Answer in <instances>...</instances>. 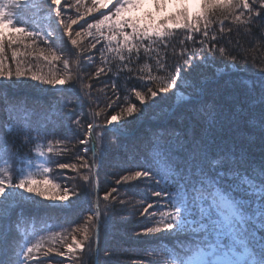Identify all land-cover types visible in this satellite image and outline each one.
Listing matches in <instances>:
<instances>
[{
  "label": "snow or ice",
  "instance_id": "obj_1",
  "mask_svg": "<svg viewBox=\"0 0 264 264\" xmlns=\"http://www.w3.org/2000/svg\"><path fill=\"white\" fill-rule=\"evenodd\" d=\"M67 2L64 0V3ZM98 2L92 0L86 12L78 11L74 17L69 15L65 18L62 0H0V92L4 93L0 95V132L6 136L4 151L9 156L13 153L7 147V136L13 131V121L16 122L15 131L27 136L29 142H34L31 135L33 132L37 137L40 136V130L32 126L26 111H18L19 105L7 95L6 90L13 84H23L22 78L29 75L32 81L53 87L63 86L72 79L68 59L63 60L68 75L64 78H48L37 74L29 66L31 62L26 64L21 58L31 56L32 52L27 50L43 41L47 45V52L41 50L39 56L46 61L50 56L49 62L60 59L64 52L62 49L54 51L53 31L62 29L63 35L76 46L78 41L73 33L75 37H80L81 32L75 31L73 25L87 13L96 11ZM172 2L153 0L157 6H166ZM175 2L187 4L188 0ZM143 3L145 0H116L114 12L104 14L102 19L97 17L94 23L89 22L86 31L93 36L90 48L96 49L97 44H101L97 51L103 57L104 46L107 45V51H116L120 60L127 58L131 63L133 53H137L135 58H138L141 48L150 52L153 45L165 49L175 47L174 32L183 29L184 38L178 41L183 49L180 59L172 65L157 60L158 71L164 75L149 74L148 82L139 86L141 90H135V96L141 103L146 96H150L153 100L151 107H155L159 103L158 97L164 100L169 92L173 96L183 95L176 90L188 88L190 91L183 97L185 103L180 107L189 108L196 123L184 135L161 125L160 131L154 132L148 139L142 157L133 156L132 160L115 161L114 166L120 169L116 184L132 183L135 189H141L144 193V202L134 213L142 217L143 224L136 235L154 237L156 241L171 239L176 242L174 252L166 248L159 249L165 257L164 264H264V68L260 70L261 75L255 88L250 89L243 100L235 101L227 109L204 103L206 78L203 75L199 80L190 79L198 69L210 66L217 52L223 59L233 61V64L224 65V69L234 67L236 56L221 45L223 37L221 35L218 38L212 25L219 19V33L223 34L226 30L231 31V28L226 29L224 21L234 18L235 22L249 27L259 24L260 29L264 30V0H199L200 12L195 15L190 8L184 7L158 23L144 26H139L132 19H119L122 13L136 9L137 5ZM82 4L83 0H75L77 8ZM73 6L68 4V7ZM27 12L34 15L30 17ZM36 17L44 18L46 29ZM114 18H117L115 23ZM6 30H10L8 35L5 34ZM261 38L264 39V35ZM21 46L26 51H21ZM8 51L11 52L15 71L6 67ZM68 55H75L78 62L81 59L79 52L69 51ZM76 79L79 80L78 73ZM153 84L156 85L155 89ZM112 87L115 90L117 85L113 83ZM145 89L146 94H142ZM57 91L63 92L65 89L58 87ZM67 107L71 108V104ZM147 110V107H129L127 113L129 116L134 112L143 115ZM99 114L93 113V119L86 127L80 119L74 120L76 131L73 136L84 146L80 149V153L84 154L77 153L76 156L81 161L79 166L53 158L60 154L55 151L56 145L64 143L67 137L48 139L45 133L49 155L42 164L38 162L37 171L42 168L41 175H44L52 167L72 171L86 169L91 175L85 174L81 178L92 187L90 182L99 175L95 171L96 165L103 167V160L107 156V148L102 144L104 136L110 133L114 139L119 140L125 136L128 124L131 123L130 120L117 122V115H111L101 124L95 120ZM175 115V108L168 107L161 119L167 120ZM66 118L70 121L73 119L71 116ZM241 125H245V128L242 129ZM196 127L199 128L198 133ZM256 140L261 150L258 163L250 157V148ZM89 152L92 154L91 164L86 158ZM36 155L43 159L46 154L38 149ZM125 164L128 166H123ZM137 181L139 184L135 183ZM49 184L54 188L59 187L46 175L38 179L32 171L25 173L20 170L18 174L0 171V238L3 244L11 246L10 237H13L19 218L24 216L25 203L39 204L34 197L59 201L69 199L70 189L67 186L59 196H49V189L44 187ZM72 193L75 194V189H72ZM114 193H118L117 187H112L101 197L99 188H96V207L88 209L87 217L88 221H96L94 241L89 230L83 229L82 242H77L73 236V243L66 250L55 249L57 256L66 258L59 264H71L76 250L82 253L85 245L89 249L92 248V242L98 245L101 227L108 230L111 226L109 213L115 209L117 202L125 204L124 199H117ZM101 200L104 202L103 209L100 208ZM49 206L65 208L69 205L53 203ZM73 231L80 229L74 228ZM41 247L39 242L33 243L27 238L18 242L8 264H48L36 255ZM53 250L47 249L43 256L47 257ZM150 251L156 252L157 249ZM96 254L99 255L98 251Z\"/></svg>",
  "mask_w": 264,
  "mask_h": 264
},
{
  "label": "trees",
  "instance_id": "obj_2",
  "mask_svg": "<svg viewBox=\"0 0 264 264\" xmlns=\"http://www.w3.org/2000/svg\"><path fill=\"white\" fill-rule=\"evenodd\" d=\"M251 2V0H250ZM63 4L65 18L67 16H75L77 12H86L88 7H91L92 0H83V4L77 8L75 0H68ZM68 4L74 5L68 7ZM116 0H108L103 6H97V10L87 13L83 19L79 20L76 25H73L75 31H80L81 36L75 37L78 44L73 46L64 36L62 29L54 30L52 39L55 41V50L62 49L64 55L56 60H44L39 56V52L44 50L47 52V45L43 41L33 45L27 51L32 52L31 56L22 57L27 64L29 61L30 67L37 74H42L45 77L64 78L68 72L63 67V60L68 59L71 69L72 79L66 82L62 88L63 92L52 89V85H40L37 81H32L30 75L22 78L23 84H13L12 87L6 90L15 103L19 105L18 111L27 112L29 120L34 128L38 127L40 136L33 132L32 138L34 142H29L27 136L21 135L15 131L16 122H12V133L7 136V147L11 149L13 155L9 156L4 151L6 136L0 132V171L19 173L23 170L25 173L35 172L38 179H43L46 175L53 180L54 184H58V188H54L52 184L45 185L49 189V196L57 197L61 194L65 186L70 189V198L68 207L54 208L50 207L49 199L43 197H34L39 201V204L25 203L24 216L19 218L16 226L11 246L3 244L0 238V264L9 261V258L14 256V249L18 242L24 239H30L33 243L39 242L42 247L36 255L40 259H44L48 264H59L62 259L56 255L55 249L62 250L68 244L73 236L78 242L83 241V229L87 228L94 241V226L95 220L88 221V209L94 207V182L91 181L92 187L83 181L81 178L87 172L86 169L78 168V171L70 169H60L52 167L47 174L41 175L42 168L37 171V164L43 163L48 157L47 139L44 134L47 133L48 139L55 137L56 139H68L59 145H56L55 151L59 152L58 156H54L61 162L75 163L78 166L81 161L76 158L77 153L83 147L77 142V137L73 136L76 131L74 120L80 119L84 126L93 119V113H100L95 117L96 122L103 124L111 115H117L118 122L130 120L125 136L119 140L114 139L109 133L104 136L102 144L107 148V156L103 160V167L97 164L96 176L99 194L102 197L105 192L110 191L112 187L118 188V193L113 196L123 198L124 205L116 203L115 209L109 213L111 216V226L108 230L101 227L98 243L97 263L98 264H164L165 257L159 249L166 248L169 252H174L177 247L176 242L171 239L156 241L154 237L137 236L143 224L142 217L134 215L143 204L144 193L141 189H135L132 183L116 184L117 174L120 169L115 167L117 160H132L133 156L142 157L146 148L147 141L154 132H159L161 125L170 129H175L181 135L186 134L189 129H193L195 120L193 119L192 111L186 107H180L185 103L184 100L175 104L177 96H173L172 92L166 94V99L157 100L159 103L155 107H151L153 100L150 96H146L143 103L135 96V90H141L140 85L148 82L149 74L152 76H162L164 73L158 71L157 60H162L167 65H172L180 59L182 47L179 45V39L184 38L183 29H176L174 32L175 47L163 48L159 45H153L152 51L145 52L143 48L137 57V53H133L134 59L130 63L127 58L123 61L119 59L116 51H107V45L104 46V56L101 57L97 49L101 48V44H97L96 49L90 48V42L93 36L87 34V25L89 22L94 23L96 18H103L104 14L114 12ZM181 6V7H180ZM185 4H179L176 11L179 12ZM259 8V4L256 5ZM200 12L199 0H197V8L193 15ZM28 16H33L31 12L26 13ZM175 13L167 15L155 16L154 14L141 13H122L119 19H132L139 26H144L149 23H158ZM117 18L113 19V23ZM242 19H244L242 17ZM39 24L45 29L47 24L44 18L36 17ZM259 20V17H257ZM219 19L212 25L216 29L218 38L222 35L221 45L226 48V51L236 56V61L233 68L224 69V65L233 64L230 59H223L219 53L213 57V63L207 68L198 69L190 79L199 80L201 75L206 78L204 84L203 100L206 105H217L218 107L227 109L229 105L237 100H243L252 88H255L256 83L261 75V68H264V30L260 29V25L245 26L240 22H235L234 18L225 20L224 24L231 31L219 33ZM83 26V27H82ZM167 27V25H165ZM55 29V25H53ZM10 30H6V35ZM95 33V30H92ZM107 35V33H105ZM199 35V34H194ZM30 42V41H28ZM103 43V41L101 42ZM113 44L115 42L113 41ZM15 47V46H14ZM21 51H26L21 46ZM79 52L80 61L78 62L75 55H68V52ZM59 54V53H58ZM126 55V53H125ZM8 60L6 67H11L15 71V64L11 61V52H7ZM91 57V59H90ZM90 65V66H89ZM103 69V71H101ZM220 70V71H218ZM77 73L79 80L76 79ZM219 74V75H218ZM143 77V79H141ZM15 80V77H13ZM11 84L12 81H9ZM113 83L117 85L113 90ZM155 84L153 88L155 89ZM183 95H187L190 89L179 88L176 90ZM0 92V95H3ZM146 94V89L142 91ZM119 96V99H117ZM115 101V103H113ZM71 104V108L67 107ZM112 104L111 107H107ZM175 105V106H174ZM147 107V111L143 115H138L134 112L131 116L127 113V108ZM168 107H174L176 115L162 120L161 116ZM71 116L70 121L66 117ZM242 129L245 125H241ZM195 131L199 132L196 127ZM91 145H88L90 147ZM45 152V158L41 159L36 155L37 150ZM63 150V151H61ZM84 154V153H80ZM261 150L259 141L250 148V157L255 162H259ZM89 164L92 163L91 152L86 154ZM127 167L128 165H123ZM139 184V181L135 182ZM75 189V194L72 193ZM112 197H110V200ZM149 199H152L149 197ZM104 202L101 200L100 208L103 209ZM151 211V210H150ZM13 219L17 217L13 214ZM74 228L80 231H73ZM163 235V234H161ZM94 242L92 248L89 249L85 245L84 251L78 253V257L74 264H94ZM54 249L47 257L43 256V252L47 249ZM156 248V252L150 251Z\"/></svg>",
  "mask_w": 264,
  "mask_h": 264
},
{
  "label": "rangeland",
  "instance_id": "obj_3",
  "mask_svg": "<svg viewBox=\"0 0 264 264\" xmlns=\"http://www.w3.org/2000/svg\"><path fill=\"white\" fill-rule=\"evenodd\" d=\"M107 1L108 0H99L97 6L98 5L99 6H103ZM185 6L188 7V8H190L191 12L194 13L196 11V8H197V0H188V3L185 4ZM178 7H179V4L176 3L175 0H173L172 3H170V4L166 5V6H163V5L157 6L156 4L153 3V0H145V3H143L142 5H137L136 9L129 10V11L124 12V13H141V14H146L147 13V14H151V15L154 14L155 16H162V15H167L169 13H176ZM158 8H159V10H158ZM58 87L62 88V86H56V87H53L52 86V89L53 90H57ZM176 96H177L176 101L181 100V99H184L183 98L184 95H179L178 94ZM117 122H113V123L115 124ZM96 167H97V165H96ZM69 198H70V192H69ZM68 200L67 201L52 200V201H50V205L53 204V203H56V204H68ZM94 207H95V198H94ZM93 237H94V235H93ZM72 243H73V239H70L69 242H68V244L65 245L62 248L61 251L66 250L67 249V246L69 244H72ZM97 251H98V247H97ZM78 253H79V250H76L75 254L73 255V259H72L71 264H74L75 263V260L78 257ZM59 258L62 259V260H65L66 259L65 257H62V256H59ZM96 261H97V254H96ZM1 264H8V263L7 262H2Z\"/></svg>",
  "mask_w": 264,
  "mask_h": 264
},
{
  "label": "water",
  "instance_id": "obj_4",
  "mask_svg": "<svg viewBox=\"0 0 264 264\" xmlns=\"http://www.w3.org/2000/svg\"><path fill=\"white\" fill-rule=\"evenodd\" d=\"M218 75H219V74H218ZM180 101H182V100H178V101H176L175 104H177V103L180 102ZM174 106H175V105H174ZM96 168H97V167H96ZM95 171H96V169H95ZM93 182H94V189H95V196H94V198H95V207H96V199H97V196H96V188L98 187L96 177H95V180H93ZM95 224H96V221H95ZM94 228H95V226H94ZM94 237H95V232H94ZM94 237H93V238H94ZM93 245H94V254H95V257H94V264H97V261H96V253H97V247H98V245H96L95 243H94Z\"/></svg>",
  "mask_w": 264,
  "mask_h": 264
}]
</instances>
